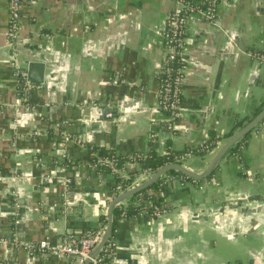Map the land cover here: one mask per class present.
<instances>
[{
  "label": "crops",
  "instance_id": "crops-1",
  "mask_svg": "<svg viewBox=\"0 0 264 264\" xmlns=\"http://www.w3.org/2000/svg\"><path fill=\"white\" fill-rule=\"evenodd\" d=\"M21 3L20 32L6 47V0H0V229H10L0 238L54 243L68 231L100 227L114 197L113 177H96L86 146L98 149L96 157L102 150L191 151L184 167L201 172L264 106V67L244 54L264 53V0H218L214 25L189 18L179 116L169 128L154 102L170 0ZM27 62L44 64L43 83L25 80L30 91L22 104L13 74L18 68L26 75ZM90 102L99 105L95 117L104 108L116 114L96 127L89 110L94 125L87 130ZM206 146L209 153L200 149ZM62 155L75 165L72 173H65ZM13 176L28 180L12 182ZM62 177L69 180L65 188ZM5 187L17 194L16 209L6 206ZM157 191L164 213L120 220L106 264H264V118L208 179L182 186L163 179ZM0 264L66 262L0 245Z\"/></svg>",
  "mask_w": 264,
  "mask_h": 264
},
{
  "label": "built area",
  "instance_id": "built-area-1",
  "mask_svg": "<svg viewBox=\"0 0 264 264\" xmlns=\"http://www.w3.org/2000/svg\"><path fill=\"white\" fill-rule=\"evenodd\" d=\"M170 2L172 3V9L166 16L164 29L161 32L163 57L159 73L171 75L166 78L164 77L160 81L157 80V89L154 102L155 110L158 111L167 120V123L165 124L167 128H169L171 123L179 116V106L181 104L182 96V81L184 77V69L186 66L183 56L186 44L187 21L190 17L197 15L207 21L210 25H214L215 8L218 0H170ZM21 10V0H6L7 24L3 34L4 46L6 47H11L12 43L15 41L20 32ZM231 43L232 38L229 37V44ZM244 54L246 55V57L251 59L253 63L264 67V53L256 51H246ZM175 64L178 66H175ZM13 75L16 84L15 89L18 96L17 101L23 104V102H25L27 99L28 92L30 91V87L25 81V72L20 71L18 68H15ZM87 108H89V110L93 111L94 113L97 109H99V105L96 102H90ZM38 136L39 134L37 132H33L30 138L35 139ZM200 149L202 151L205 150L207 153L212 150H210L209 146ZM191 154V151L183 152L177 156H174L172 158V162L170 163L184 166V161L187 158H190ZM164 155H167V152L164 153ZM61 160H65L64 155L61 156ZM107 165H110V162L108 160H101L100 157H97L96 161L92 165L90 164L89 168L95 171L97 167H105ZM117 171L121 177L125 178V167H120L117 169ZM153 173L154 172L150 169L143 170L133 180L130 188L144 182ZM94 174L98 178L101 176V173L97 171L94 172ZM16 179L24 182L28 180V177H10V180L12 182H14ZM165 179L174 181L180 186L187 182V178L179 174L175 176H167ZM60 180L63 188H65L69 180L65 177L60 178ZM41 181H49V176H44L43 178H41ZM8 194L11 195L14 194V192H4V195ZM124 202L125 201L115 206L120 210L119 220L125 219L124 211L126 205ZM146 204L149 205L150 201L148 200ZM17 207L18 206L16 205L15 208ZM151 208L152 211L150 212V216L153 218H158L164 213V210L159 207L153 206ZM104 226H100L95 230L88 229L78 234H74L68 231L62 236L61 239H58L54 243H49L46 239L40 240L35 243L18 241L15 237L10 236L0 238V245L8 249L20 248L29 256H33L35 254H46L63 259L66 264H83V262L88 258L89 253L97 245L103 232ZM113 247L114 241L112 239L108 240L107 243L99 250V252L92 259H90L89 264H98L100 260L106 256V253L110 254V252H112L111 250L113 249ZM100 252H102V256L99 257L98 254Z\"/></svg>",
  "mask_w": 264,
  "mask_h": 264
},
{
  "label": "trees",
  "instance_id": "trees-1",
  "mask_svg": "<svg viewBox=\"0 0 264 264\" xmlns=\"http://www.w3.org/2000/svg\"><path fill=\"white\" fill-rule=\"evenodd\" d=\"M175 66H178V65L175 64ZM169 75L159 73L157 76V80L160 81L161 79H163L164 77L166 78ZM241 125H242L241 123H238L236 128L240 127ZM58 130H61V128H58ZM247 136L248 134L244 136V138H242L239 142H237L232 148H230L227 154L233 152L235 148L241 143V141H243ZM86 148L88 152L92 153V156L90 158V164L92 165L96 161L97 157L94 155L96 154L98 149L94 148L91 145L86 146ZM204 153L205 152H201L199 153V155H203ZM179 154L181 153H174V152L167 151V155H157L150 148L145 152L144 155L132 154V155H127V156H121V155H116L111 151L102 150L101 155H100L101 160H104V159L108 160L110 162V165H107L105 167L104 166L99 167V168L97 167L95 171L93 170V172L97 171L101 173V175L103 174L112 175L113 181L110 186V191L112 195L115 196L119 192H123L127 190L128 188H130L133 180L143 170L150 169L151 171L155 172L160 167L164 166L165 164L172 162V158ZM125 164H129V165L131 164L132 167H129V169H125V178H123L118 174L117 169L120 167H125ZM62 165L64 167L65 173L73 172L72 170H74L75 165L72 164L71 160H69L68 158H65V160L62 162ZM175 175H178V173L167 172L161 178H159L153 185H151L149 188L125 200L126 206H125V211H124V218L127 219L129 217H133L134 215H137L140 212H145L150 215V212L152 211L151 207L153 206L159 207L164 210L165 207L163 203V198L158 195V191H157L158 184L163 179H165L167 176H175ZM187 181H191V179H187ZM148 200L150 201L149 205L146 204ZM119 219H120V210L118 207H114L111 212L112 231L115 229L118 222L120 221ZM100 224H101L100 225L101 227L105 225L104 216H101ZM111 236H112V232H111ZM111 236L109 240H111ZM110 255H111V252L110 254L106 253V256L102 258L98 264H106L110 259ZM98 256L99 257L102 256V252H100Z\"/></svg>",
  "mask_w": 264,
  "mask_h": 264
},
{
  "label": "water",
  "instance_id": "water-1",
  "mask_svg": "<svg viewBox=\"0 0 264 264\" xmlns=\"http://www.w3.org/2000/svg\"><path fill=\"white\" fill-rule=\"evenodd\" d=\"M43 71H44V64L42 63H35V62H27L26 66V81L31 85H37L43 83ZM99 111L98 109L94 112L95 117L96 113ZM101 115L99 117H95L97 120H93L96 122V127L102 126V124L110 119L111 116H114L116 112L111 111L109 108H104L100 110ZM89 108H87V112L85 113V123L86 129L88 130L90 126H93V121L87 117L89 114ZM93 115V112H92ZM264 118V106L260 109V111L252 118L250 119L243 127H241L238 131L233 133L231 136H229L224 143L217 149V151L212 156L211 160L209 161L208 165L203 169L201 172H194L182 165L170 163L166 164L162 167H160L157 171H155L147 180L144 182L131 187L116 196H114L109 203L106 206L105 209V226L103 228V232L101 234V237L97 243V245L92 249V251L89 253L88 258L83 262V264H89L90 259H92L99 250L107 243L111 236L112 232V221H111V212L113 208L129 199L130 197L144 191L145 189L149 188L151 185H153L159 178H161L165 173L167 172H174L178 173L179 175L191 179V180H204L208 178L216 169L217 164L219 161L227 154L228 150L232 148L237 142H239L244 136L249 134L251 130H253ZM85 141V139H83ZM6 188V192L9 191ZM15 195L17 194H11V195H4L3 198H8L9 201H7L6 206H12V209H16L15 206L17 205ZM18 218V217H16ZM2 224V221H0V225ZM2 226V225H1ZM16 229H20V227H16ZM2 232H10L9 228H3L0 229V234ZM10 235V234H9ZM7 237H10V236Z\"/></svg>",
  "mask_w": 264,
  "mask_h": 264
},
{
  "label": "rangeland",
  "instance_id": "rangeland-1",
  "mask_svg": "<svg viewBox=\"0 0 264 264\" xmlns=\"http://www.w3.org/2000/svg\"><path fill=\"white\" fill-rule=\"evenodd\" d=\"M164 118H165V117H164ZM165 120H166V119H165ZM166 123H167V120H166ZM166 123H165V124H166Z\"/></svg>",
  "mask_w": 264,
  "mask_h": 264
}]
</instances>
